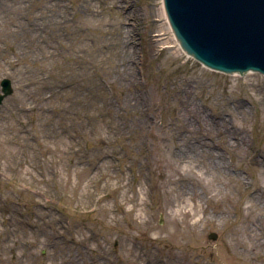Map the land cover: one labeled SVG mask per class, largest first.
Returning a JSON list of instances; mask_svg holds the SVG:
<instances>
[{
    "label": "rangeland",
    "instance_id": "1",
    "mask_svg": "<svg viewBox=\"0 0 264 264\" xmlns=\"http://www.w3.org/2000/svg\"><path fill=\"white\" fill-rule=\"evenodd\" d=\"M4 78L0 264H264V75L188 55L164 0H0Z\"/></svg>",
    "mask_w": 264,
    "mask_h": 264
},
{
    "label": "water",
    "instance_id": "2",
    "mask_svg": "<svg viewBox=\"0 0 264 264\" xmlns=\"http://www.w3.org/2000/svg\"><path fill=\"white\" fill-rule=\"evenodd\" d=\"M182 49L206 67L227 74L264 75V0H164ZM0 105L14 93L1 82ZM213 232L209 239L217 240Z\"/></svg>",
    "mask_w": 264,
    "mask_h": 264
},
{
    "label": "bare ground",
    "instance_id": "3",
    "mask_svg": "<svg viewBox=\"0 0 264 264\" xmlns=\"http://www.w3.org/2000/svg\"><path fill=\"white\" fill-rule=\"evenodd\" d=\"M248 73L250 74L253 72L251 71ZM190 109L192 110V107H190ZM201 143H202V141H201ZM201 143L200 142H198V143L190 142L189 144L187 143L185 149H183L181 151V154H185L187 156L198 154V152H200L198 147L202 146ZM244 144H245V142H244ZM230 145H231L230 142H227L226 146H230ZM237 145H239L238 140H237ZM213 149H216V147ZM210 154L213 156V163H214L216 169H219V170L224 171V172H227L229 170V168H227V166H226L225 158L222 156V153H220V152L215 153V151H211ZM261 166L264 168V163H262Z\"/></svg>",
    "mask_w": 264,
    "mask_h": 264
}]
</instances>
